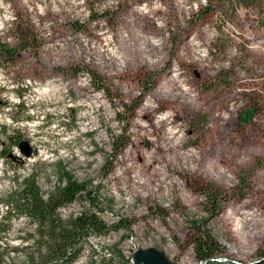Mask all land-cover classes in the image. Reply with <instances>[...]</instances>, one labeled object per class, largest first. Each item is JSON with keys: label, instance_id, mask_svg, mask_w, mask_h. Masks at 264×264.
<instances>
[{"label": "rangeland", "instance_id": "1", "mask_svg": "<svg viewBox=\"0 0 264 264\" xmlns=\"http://www.w3.org/2000/svg\"><path fill=\"white\" fill-rule=\"evenodd\" d=\"M206 2L0 0V38L19 51L0 67V150L5 131L32 148L0 156V198L30 175L47 197L68 172L90 197L61 207L63 221L95 211L123 225L92 235L74 264H132L149 248L207 264L192 243L201 227L222 250L211 264L264 255V0L199 17ZM10 220L1 242L24 264L36 224Z\"/></svg>", "mask_w": 264, "mask_h": 264}, {"label": "trees", "instance_id": "2", "mask_svg": "<svg viewBox=\"0 0 264 264\" xmlns=\"http://www.w3.org/2000/svg\"><path fill=\"white\" fill-rule=\"evenodd\" d=\"M260 2L261 0H207L198 14L199 17L212 13L225 17L234 15L242 7H256ZM18 56L17 47L0 38V67L8 68V65L16 62ZM76 72H87L96 89L109 93L104 78L96 71L79 66ZM111 97L112 100L116 98ZM136 106L137 104H134L130 107L132 112ZM124 109L127 110L126 105ZM5 135L8 145L0 150V156L7 160L12 156V147L19 146L22 135L16 131L10 134L5 131ZM118 151L119 147L114 146L112 155ZM61 180V183L47 197H44L35 176L30 175L21 181L20 186L8 196L7 200L0 198V202L7 205L5 214L0 218V264H17L10 258L9 253L13 250L9 252L7 244L1 242L2 233L10 227V218L13 213L31 219L36 224L33 250L25 252L24 264H74L83 250V244L92 235L105 236L110 229L123 226L122 224L109 225L95 211L81 212L67 222L63 221L59 215V209L74 202L82 193H87L90 197V191H87V187L68 172H63ZM207 196L217 198L214 189H208ZM194 224L195 222H192V225ZM130 226L131 224L125 225L128 229ZM192 243L196 259L205 261L207 264L215 262V256L222 251L205 227L193 232ZM253 264H264V255L259 262Z\"/></svg>", "mask_w": 264, "mask_h": 264}, {"label": "water", "instance_id": "3", "mask_svg": "<svg viewBox=\"0 0 264 264\" xmlns=\"http://www.w3.org/2000/svg\"><path fill=\"white\" fill-rule=\"evenodd\" d=\"M19 148L22 154L27 157L31 154L32 148L29 145V142L21 140L19 142ZM142 259L144 264H172L171 262L167 261L163 252L156 248H149L142 250Z\"/></svg>", "mask_w": 264, "mask_h": 264}, {"label": "bare ground", "instance_id": "4", "mask_svg": "<svg viewBox=\"0 0 264 264\" xmlns=\"http://www.w3.org/2000/svg\"><path fill=\"white\" fill-rule=\"evenodd\" d=\"M142 250H138L136 257L133 259L132 264H144L142 259Z\"/></svg>", "mask_w": 264, "mask_h": 264}]
</instances>
